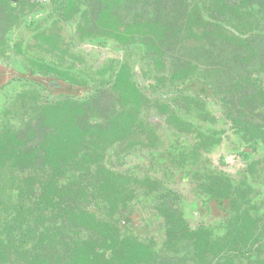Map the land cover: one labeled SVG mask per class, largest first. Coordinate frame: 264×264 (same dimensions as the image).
Wrapping results in <instances>:
<instances>
[{"label":"flooded vegetation","instance_id":"af4514ba","mask_svg":"<svg viewBox=\"0 0 264 264\" xmlns=\"http://www.w3.org/2000/svg\"><path fill=\"white\" fill-rule=\"evenodd\" d=\"M224 1L227 37L214 39L134 26L154 20L162 1L158 12L149 0H110L114 21L102 32L100 0H0V119L14 121L22 149L34 160L30 170L40 181L53 180L39 146L59 125L44 105H60L63 140L77 136L65 164L78 168L84 183L108 173L125 185L117 223L130 238L145 239L163 264H223L200 239L221 231L236 201L244 207L248 200L264 216V0ZM237 6L244 11L240 29L230 9ZM178 11L160 19H179ZM172 42L187 43L194 53H170ZM138 48L141 66L132 58ZM219 54L228 72L221 93L201 71L204 65L214 70ZM233 63L239 73L231 72ZM60 220L63 227L68 222ZM263 223L264 217L259 227ZM219 243L226 249L225 239ZM257 245L264 252V235Z\"/></svg>","mask_w":264,"mask_h":264},{"label":"trees","instance_id":"16d2710c","mask_svg":"<svg viewBox=\"0 0 264 264\" xmlns=\"http://www.w3.org/2000/svg\"><path fill=\"white\" fill-rule=\"evenodd\" d=\"M100 1L102 32H110L114 21L110 12L112 5L110 0ZM149 1L159 12L158 4L163 0ZM173 1L181 4L179 19L165 17L163 21L157 13L154 20L134 26L158 35L170 32L176 36L201 33V37H227L222 17L229 6L224 0ZM230 9L236 17L233 24L240 29L244 11L239 6ZM171 26L174 29H169ZM230 38L234 42L235 38ZM44 106L43 113L59 124L54 126V136L48 139L44 135L39 146L45 167L50 165L54 172L49 183L40 181L30 170L34 160L29 150L22 149L14 121L6 115L0 119V264H163L157 261L158 254L147 246L145 239L130 238L117 223L114 211L119 205L126 207L125 185L115 183L104 170L100 181L84 183L79 169L65 164L77 149L70 146V141H75L77 136L71 135L64 141L63 129H67V125L63 123L62 106ZM47 123L48 120L43 119V125ZM25 124L32 139V125ZM248 133L255 134L252 128H248ZM250 145L259 146V143L251 140ZM84 169L87 173L88 168ZM93 169L96 174L97 169ZM236 192L238 198L242 196ZM234 203L236 207L230 209L221 231L216 229L209 234L210 240L200 239L202 247L211 249L212 246L214 255L223 264H243L244 259L248 264H264V252L257 245L264 235V226L259 227L258 221L264 216L256 215L259 209L248 200L244 207L242 201ZM64 218H68V225L63 227L61 222L64 221L60 219ZM58 220L60 225L57 226ZM219 239H225L226 249Z\"/></svg>","mask_w":264,"mask_h":264},{"label":"rangeland","instance_id":"374dc122","mask_svg":"<svg viewBox=\"0 0 264 264\" xmlns=\"http://www.w3.org/2000/svg\"><path fill=\"white\" fill-rule=\"evenodd\" d=\"M162 2L164 4V8L161 10L160 15H171L172 13L177 14V10H178V8H180L179 4H176L173 0H164ZM150 9H151V7H150ZM151 10H153V9H151ZM152 13H154V12L150 11V18L153 17V15H151ZM27 38L28 37L24 36V39H27ZM186 45H187V43H185L183 45H181V44L178 45L177 42H172L171 45H170V48H168V47H166V48L168 49V51L170 53H173L172 52L173 50H178L179 51V49H186V50H184V56L189 57L194 52L189 51L187 49L188 46L186 47ZM216 46L217 47H214V48L221 47L220 44H218ZM259 46L262 47V48L264 47V40L263 39H261L259 41ZM220 52L222 54L224 53V48L223 47L220 50ZM139 53H140V48H138L137 50H135L133 52L132 58L135 60V62L137 64H139L141 66L143 64V62H142V60H140ZM222 54H219V56L216 55L217 58L215 59L216 64L213 67L214 70L210 71V69H212V66L211 67H206V65H204L203 69H201V71L203 72L204 75L208 73L211 76V78H210L211 85L216 87L219 90L220 93L223 92V90L225 89V86H226V84L224 85V82L221 81V80L223 78H225V77L227 78L226 75L228 74V72L227 73L225 72L226 71V69L224 67L225 64H223L225 61L223 59V55ZM181 56L183 57V51L181 52ZM193 57H195V56H193ZM87 63H90V60H87ZM204 63H208V61H204ZM236 66H238V65L236 63H233V67H232V70H231V72H233V74H236L239 71V69ZM208 70H209V72H208ZM231 76H232V74H231ZM103 103L104 104L102 106L105 107V108H108V101H107L106 98L103 99ZM2 105H3V103H2ZM228 138H229V141H227L228 142L227 143L228 144L227 145V149L231 150L232 149L231 143H232V140L235 139V137L232 134H229Z\"/></svg>","mask_w":264,"mask_h":264}]
</instances>
